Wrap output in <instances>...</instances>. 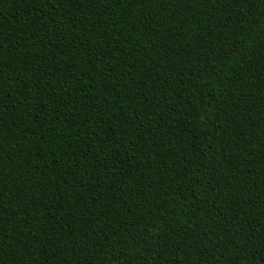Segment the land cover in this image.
Masks as SVG:
<instances>
[{
	"label": "trees",
	"instance_id": "trees-1",
	"mask_svg": "<svg viewBox=\"0 0 264 264\" xmlns=\"http://www.w3.org/2000/svg\"><path fill=\"white\" fill-rule=\"evenodd\" d=\"M0 264H264V0H0Z\"/></svg>",
	"mask_w": 264,
	"mask_h": 264
}]
</instances>
